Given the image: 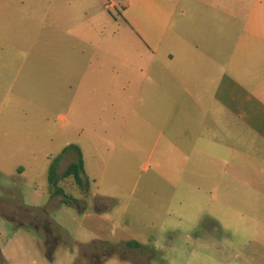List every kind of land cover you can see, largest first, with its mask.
Instances as JSON below:
<instances>
[{"label": "rangeland", "instance_id": "rangeland-1", "mask_svg": "<svg viewBox=\"0 0 264 264\" xmlns=\"http://www.w3.org/2000/svg\"><path fill=\"white\" fill-rule=\"evenodd\" d=\"M124 10L120 0H1L0 264H247L223 251L241 234L214 229L213 189L201 187L216 179L211 158L188 168L168 144L170 109L148 93L137 101L144 85L168 83L169 49L143 41ZM71 145L85 186L62 178L74 149L55 186L50 166Z\"/></svg>", "mask_w": 264, "mask_h": 264}, {"label": "crops", "instance_id": "crops-1", "mask_svg": "<svg viewBox=\"0 0 264 264\" xmlns=\"http://www.w3.org/2000/svg\"><path fill=\"white\" fill-rule=\"evenodd\" d=\"M120 1L143 41L169 49L162 55L168 83L144 85L137 101L148 93L170 109L163 123L177 130L168 144L188 168L199 156L216 166V179L201 186L213 189L214 229L242 237L219 250L264 264V0ZM177 108L184 109L181 118Z\"/></svg>", "mask_w": 264, "mask_h": 264}, {"label": "trees", "instance_id": "trees-1", "mask_svg": "<svg viewBox=\"0 0 264 264\" xmlns=\"http://www.w3.org/2000/svg\"><path fill=\"white\" fill-rule=\"evenodd\" d=\"M74 149L76 151V154L78 156V159L74 162H72L68 168L65 170V172L62 175L63 179H72L74 182L80 186L84 187L85 182L82 177V174L85 171V162H84V156L83 152L80 147L76 145H71L68 146L64 149L61 155H59L57 158L54 159L50 166V171H49V179L52 184H55V186L58 185V170L61 165L63 156L66 155L70 150ZM55 194L57 195H65V191L62 188H57L55 191ZM128 246L132 248H142L144 245L138 241H129Z\"/></svg>", "mask_w": 264, "mask_h": 264}, {"label": "built area", "instance_id": "built-area-1", "mask_svg": "<svg viewBox=\"0 0 264 264\" xmlns=\"http://www.w3.org/2000/svg\"><path fill=\"white\" fill-rule=\"evenodd\" d=\"M116 4H113V3H108L107 5H106V8L108 9V10H111L112 8H116Z\"/></svg>", "mask_w": 264, "mask_h": 264}]
</instances>
